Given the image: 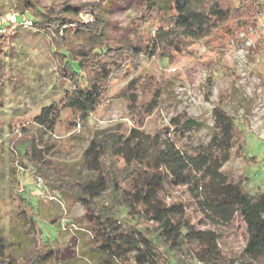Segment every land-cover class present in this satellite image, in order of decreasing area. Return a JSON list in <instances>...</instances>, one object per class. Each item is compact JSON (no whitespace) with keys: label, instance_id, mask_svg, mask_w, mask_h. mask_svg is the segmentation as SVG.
Wrapping results in <instances>:
<instances>
[{"label":"trees","instance_id":"16d2710c","mask_svg":"<svg viewBox=\"0 0 264 264\" xmlns=\"http://www.w3.org/2000/svg\"><path fill=\"white\" fill-rule=\"evenodd\" d=\"M141 1L140 28L124 40L108 35L104 0L49 6L37 0L9 1L19 11V26L49 38L57 77L70 85L59 104L41 109L36 125L52 130L61 111L72 122H84L106 103L111 80L122 71L136 70L145 58L174 62L190 42L200 41L211 29L245 25L261 14L258 0H169V15L161 8L163 0ZM151 18L159 24L157 33L141 29ZM12 32L0 26V118L4 92L13 81L6 67ZM149 90L140 101L137 80H132L119 97L130 111L150 117L163 93L159 87ZM213 114L216 131L207 144L196 146L180 145L181 137L200 126L185 112L151 133L135 127L122 135L97 131L83 152L85 168L92 174L85 181L41 158L36 162L40 154L33 135L23 139L24 158L32 164L31 174L52 192L84 207L77 221L89 226L90 253L98 264H264V186L252 193L246 189L249 177L235 180L223 171L235 148L247 162L256 164V158L247 157L245 132L236 118L219 107ZM172 191L181 194L170 201ZM24 212L36 222L31 205L26 204ZM237 221L245 244L231 258L221 247L223 234L217 229L231 228ZM204 223L213 228L201 229ZM11 246L0 232V264H48L56 256L48 239L30 258L18 259Z\"/></svg>","mask_w":264,"mask_h":264},{"label":"rangeland","instance_id":"374dc122","mask_svg":"<svg viewBox=\"0 0 264 264\" xmlns=\"http://www.w3.org/2000/svg\"><path fill=\"white\" fill-rule=\"evenodd\" d=\"M37 1L49 6L64 1L85 4L99 0ZM104 1L102 15L110 37L124 40L139 30L141 0ZM258 1L261 14L257 20L211 29L200 41L190 42L174 62L145 58L136 70L122 71L112 78L108 100L84 122H72L68 113L61 111L52 130L36 125L34 118L42 108L59 104L70 85L58 79L50 41L44 33L9 26L13 32L6 67L13 81L4 92L0 118V232L12 244L18 259L32 257L41 242L48 239L56 249L55 258L48 264H98V257L90 253L93 243L89 226L85 220L77 221L84 215V207L52 192L41 178L31 174L32 164L24 158L22 146L23 139L30 135L40 154L34 157L36 162L41 158L85 181L92 174L85 168L83 152L97 131L122 135L135 127L151 133L185 112L200 126L181 137L180 145L207 144L216 131L213 111L219 107L236 118L245 132L246 155L257 161H245L235 148L223 171L235 180L249 177L246 189L252 193L264 186V0ZM161 8L165 15L171 14L169 0H163ZM10 10H14L12 2L5 3L0 15ZM82 19L88 17L83 15ZM141 29L157 33L159 24L151 18ZM132 80H137L140 101L151 92L150 86L162 90L160 107L150 117L130 111L127 102L119 97ZM177 194L180 191H172L170 201ZM26 204L34 208L36 222L24 212ZM200 228L213 227L204 223ZM217 230L223 234V251L234 258L245 244L242 225L237 221L231 228Z\"/></svg>","mask_w":264,"mask_h":264},{"label":"built area","instance_id":"2783aa9c","mask_svg":"<svg viewBox=\"0 0 264 264\" xmlns=\"http://www.w3.org/2000/svg\"><path fill=\"white\" fill-rule=\"evenodd\" d=\"M9 1L10 0H0V8L2 7L3 4L8 3ZM19 18H20V15L16 10H10L5 14L0 15V26L3 29H6L10 25H19ZM82 18H83V15H82ZM22 20H23L24 25L26 26L30 25V23L26 19L22 18ZM195 264H206V263L199 261V262H196Z\"/></svg>","mask_w":264,"mask_h":264}]
</instances>
